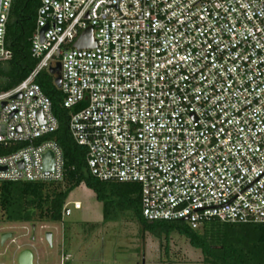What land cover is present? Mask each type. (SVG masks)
Returning <instances> with one entry per match:
<instances>
[{"label": "built area", "instance_id": "2783aa9c", "mask_svg": "<svg viewBox=\"0 0 264 264\" xmlns=\"http://www.w3.org/2000/svg\"><path fill=\"white\" fill-rule=\"evenodd\" d=\"M89 26L96 45L76 46ZM32 52L30 74L0 91V181L64 179L60 120L36 80L60 61L64 105L87 100L69 128L91 172L139 183L145 218L264 227V0H41Z\"/></svg>", "mask_w": 264, "mask_h": 264}, {"label": "trees", "instance_id": "16d2710c", "mask_svg": "<svg viewBox=\"0 0 264 264\" xmlns=\"http://www.w3.org/2000/svg\"><path fill=\"white\" fill-rule=\"evenodd\" d=\"M41 0H13L7 25L6 44L13 54L0 60V91L25 79L38 58L32 52V34L36 29ZM52 97L60 127L50 136L61 143L67 172L62 180H2L0 181V214L3 221H61L70 191L85 182L104 202L105 217L116 210H132L144 229L163 237L172 230L184 233L203 253L205 264H264V227L259 222H233L209 219L193 227L186 219L149 220L142 210L141 186L137 182L95 176L87 163V146L73 137L69 116L75 108L63 103L64 93L48 69L36 78ZM10 148L0 144V153ZM163 242V240H162ZM64 264H70V260Z\"/></svg>", "mask_w": 264, "mask_h": 264}, {"label": "rangeland", "instance_id": "374dc122", "mask_svg": "<svg viewBox=\"0 0 264 264\" xmlns=\"http://www.w3.org/2000/svg\"><path fill=\"white\" fill-rule=\"evenodd\" d=\"M75 200L81 207H74ZM68 202L72 213L61 221L11 222L0 214V236L14 232L6 242L0 240V264H20L25 247L33 249L34 264H61L67 250L72 264H205L202 250L178 230L160 237L145 230L132 210H116L106 218L104 202L85 182L70 191Z\"/></svg>", "mask_w": 264, "mask_h": 264}, {"label": "water", "instance_id": "95a60500", "mask_svg": "<svg viewBox=\"0 0 264 264\" xmlns=\"http://www.w3.org/2000/svg\"><path fill=\"white\" fill-rule=\"evenodd\" d=\"M1 5V0H0ZM44 31L45 28L41 29L42 34V40L44 39ZM75 45L78 47H87V46H95L96 45V38L94 36L93 26H89L86 28L82 34L78 37V39L75 41ZM61 62L58 61V63L55 66L50 67V71L55 74V82L58 86H61L62 83V75H61ZM22 94L21 92L16 93V97H20ZM45 160L48 167H52L53 163V152L48 151L45 154ZM14 235V232L12 230L3 231L1 233V242L4 243L6 240ZM48 240L52 242V232L49 231L47 233ZM19 263L20 264H34V251L31 247H25L19 252Z\"/></svg>", "mask_w": 264, "mask_h": 264}, {"label": "crops", "instance_id": "0c3cea01", "mask_svg": "<svg viewBox=\"0 0 264 264\" xmlns=\"http://www.w3.org/2000/svg\"><path fill=\"white\" fill-rule=\"evenodd\" d=\"M21 250H22V249H21ZM21 250H20V251H21ZM20 251H19V252H20ZM67 254H69V257H68V258H66V257L64 256V257H65V258L63 257V258H64V259H63V260H64V262H63V263H61V264H64V263H65V261H67V260H71V257H70V256L72 255V252H71L70 250H69V251L67 250V252H66V254H65V255H67ZM34 262H35V255H34ZM70 264H72V262H70Z\"/></svg>", "mask_w": 264, "mask_h": 264}, {"label": "flooded vegetation", "instance_id": "af4514ba", "mask_svg": "<svg viewBox=\"0 0 264 264\" xmlns=\"http://www.w3.org/2000/svg\"><path fill=\"white\" fill-rule=\"evenodd\" d=\"M0 240H1V236H0ZM2 243V242H1Z\"/></svg>", "mask_w": 264, "mask_h": 264}]
</instances>
